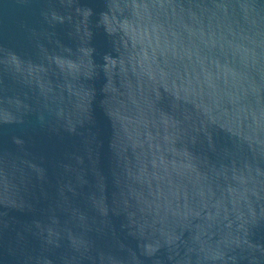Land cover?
<instances>
[{
	"label": "water",
	"instance_id": "water-1",
	"mask_svg": "<svg viewBox=\"0 0 264 264\" xmlns=\"http://www.w3.org/2000/svg\"><path fill=\"white\" fill-rule=\"evenodd\" d=\"M0 264H264V0H0Z\"/></svg>",
	"mask_w": 264,
	"mask_h": 264
}]
</instances>
